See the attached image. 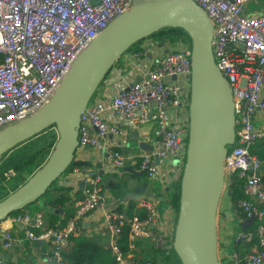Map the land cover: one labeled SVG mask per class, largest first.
<instances>
[{
  "label": "built area",
  "instance_id": "2783aa9c",
  "mask_svg": "<svg viewBox=\"0 0 264 264\" xmlns=\"http://www.w3.org/2000/svg\"><path fill=\"white\" fill-rule=\"evenodd\" d=\"M194 1L210 18L215 61L230 84L234 102L236 136L223 163L225 186L229 188L236 177L244 180L246 198L240 199L238 206L245 219L254 217L257 223L253 230L239 233L236 244L257 235L261 246L246 256L234 250L228 264L243 260L245 264H264L263 160L252 153V148L264 140V126L255 119L257 113L264 114V11L246 15L244 0ZM132 6L133 0H0V130L19 123L49 103L80 53ZM140 41L141 50L130 51L129 46L121 54L127 66H138L137 61L159 44L153 37L137 43ZM164 45L168 46L165 53L140 67L139 79L129 82L134 71L126 74L122 81L127 86L113 94L98 86L81 114L77 151L99 148L114 168L126 165V156L108 141L111 135L123 134L121 127L106 120L109 112L133 129L155 123L156 146L136 156L139 169L150 179L162 173L164 167L165 173L182 172L190 136L192 43L178 38ZM74 172H78V167ZM5 174L10 177L14 171ZM83 184L84 196L76 200L75 214L62 227L36 233L34 228L45 225V211H23L8 217L22 225L27 238H49L52 249L46 256L55 264H68L63 250L69 237L80 230L87 213L104 206L103 175L85 173ZM139 206L146 210L142 220L137 216L128 218L117 208L105 211L117 264H154L122 251L117 239L126 223H130L131 248L142 236L149 237L160 249L172 246L174 225L170 236L158 231L154 228L159 220L154 201L144 197ZM4 237V245L12 247L16 240L12 233L6 231ZM218 259L223 264L219 251Z\"/></svg>",
  "mask_w": 264,
  "mask_h": 264
},
{
  "label": "water",
  "instance_id": "95a60500",
  "mask_svg": "<svg viewBox=\"0 0 264 264\" xmlns=\"http://www.w3.org/2000/svg\"><path fill=\"white\" fill-rule=\"evenodd\" d=\"M166 26L182 28L192 43L190 136L173 247L182 264H219L217 211L225 187L224 159L236 136L235 110L230 84L215 61L210 18L194 0H133L131 9L80 53L49 103L0 130V156L53 124L59 132L46 163L0 200V223L38 200L73 162L81 114L117 58ZM253 223L254 217L244 219L243 231Z\"/></svg>",
  "mask_w": 264,
  "mask_h": 264
},
{
  "label": "crops",
  "instance_id": "0c3cea01",
  "mask_svg": "<svg viewBox=\"0 0 264 264\" xmlns=\"http://www.w3.org/2000/svg\"><path fill=\"white\" fill-rule=\"evenodd\" d=\"M264 11V0H244V13L246 15H255ZM142 42H144L142 40ZM141 41L135 45H131L130 51L141 50ZM168 49V46L159 42L158 46L152 52L147 53L141 60L137 61L138 66L133 67L134 64H125L122 57H120L110 68L100 82V89H105L113 94L121 87L127 86V83L122 81V77L129 75L134 71V75L128 78V81L139 79L140 67L151 64L156 55H162ZM264 94V91H263ZM106 120L109 123L116 124L123 130L120 136H109L108 141L115 145L126 156V165L122 168L116 169L112 165L110 158L104 154L99 148L85 147L80 148L76 152L75 159L84 163L83 167L75 166L70 169L59 183L68 186V194L74 199L77 196L84 195L83 178L85 173L103 175L104 184V206L98 207L87 213L80 224V230L74 234L75 237H87L97 244L111 248L112 236L109 229V224L105 217V211L108 208L121 207L124 212L132 203L136 207L139 206L140 199L149 197L154 201L159 212V220L157 226L158 231L166 233L168 236L172 233L176 216L170 202L173 188L179 173L173 171L165 173L162 165V173L155 178L150 179L144 172L139 169L136 156L139 153L153 149L157 143L155 135L156 125L153 122H148L138 128H131L128 124L122 121L119 117L112 113H106ZM256 123L264 126V114L259 112L256 114ZM264 152V146H263ZM3 161V159H2ZM0 161V162H2ZM78 167V172H74V168ZM118 183V187L112 188L111 183ZM262 184L264 185V159L262 169ZM229 189L224 190V196L218 205L217 211V238L218 251L223 264H228L234 250H236V238L239 233L243 232L241 223L245 218L239 216V211L232 200ZM79 200V199H78ZM42 202H38L28 210L31 213L45 211V225L43 228H34V231H41L50 228V223L46 217V209L41 207ZM76 207V202H75ZM125 213V212H124ZM58 224V222H57ZM256 222L248 227L247 232L254 229ZM9 231L16 239L12 247L4 245V233ZM145 237V236H142ZM140 238V237H138ZM149 238V237H148ZM72 246V241L68 239L64 250H69ZM259 246L250 245L239 246V251L242 255H248L250 252L256 250ZM261 247V246H260ZM52 249V242L47 237H41L37 240H32L26 237L25 231L21 224H16L10 221L9 218L0 223V259L1 264H55L47 258V252ZM244 260L239 264H244ZM231 264V263H230Z\"/></svg>",
  "mask_w": 264,
  "mask_h": 264
},
{
  "label": "trees",
  "instance_id": "16d2710c",
  "mask_svg": "<svg viewBox=\"0 0 264 264\" xmlns=\"http://www.w3.org/2000/svg\"><path fill=\"white\" fill-rule=\"evenodd\" d=\"M159 42L166 44L169 41H173L178 38H182L184 41L191 43L190 36L180 27H162L149 35ZM137 42L133 43L135 45ZM55 127V129H54ZM59 137V132L55 124L45 128L43 131L36 135L29 137L17 145L9 149L3 155V161L0 164V200L7 197L10 193L18 189L24 184L39 168H41L48 160L55 143ZM264 140L258 142L253 148L252 153L259 156L262 160L264 159L263 152ZM186 157L184 159V162ZM75 166L83 167L84 163L78 159L73 160L69 167L62 173L61 176L66 174L70 169ZM13 170L14 175L8 177L5 172ZM60 176V177H61ZM181 176L182 172L178 174L175 186L173 188V194L171 195L170 202L172 204L176 221L174 227H176L177 217L179 213L180 195H181ZM59 177V178H60ZM56 179L46 192L35 202L28 204L21 210H17L11 213L14 214L26 211L32 205L42 202L41 206L36 209L39 210L41 207L46 209V217L50 223V228L62 227L67 221L75 214V202L78 199L83 198L84 195L77 196L75 199L68 194L69 189L66 185H61ZM244 180L236 177L229 185V193L238 208V213L241 218H245V213L238 206L240 199L246 198L243 189ZM112 188L118 187V183H111ZM104 188V184H103ZM118 209L122 210L121 207ZM128 218L137 216L140 220L146 217V210L142 207H136L132 203L124 211ZM58 222V224H57ZM130 223H126L122 227V231L118 236L117 242L122 251L125 254L132 253L135 258H139L143 261H152L154 264H182V261L174 250L173 241L174 236L170 239L172 246L167 249H160L156 247L150 238L140 237L134 241V248L130 247L129 240ZM41 231H36L39 233ZM69 240L72 241V246L69 250H63L64 260L68 264H117L114 255L112 254L111 248H105L93 240L79 236L75 237L71 235ZM249 247L250 245L259 246V238L254 235L250 240L237 244V250L239 246ZM241 252V251H240ZM242 253V252H241ZM242 262V261H241ZM245 264V262H244Z\"/></svg>",
  "mask_w": 264,
  "mask_h": 264
},
{
  "label": "rangeland",
  "instance_id": "374dc122",
  "mask_svg": "<svg viewBox=\"0 0 264 264\" xmlns=\"http://www.w3.org/2000/svg\"><path fill=\"white\" fill-rule=\"evenodd\" d=\"M54 129H55V127H54ZM3 156H4L3 154L0 156V161H2ZM1 163H2V162H0V164H1ZM64 175H65V174H64ZM64 175L61 176V177L59 178L58 182L62 180V178L64 177ZM225 189H226V186L224 187V190H225ZM224 190H223V191H224ZM224 193H225V192H223V194H224ZM223 194H222V196H224Z\"/></svg>",
  "mask_w": 264,
  "mask_h": 264
},
{
  "label": "flooded vegetation",
  "instance_id": "af4514ba",
  "mask_svg": "<svg viewBox=\"0 0 264 264\" xmlns=\"http://www.w3.org/2000/svg\"><path fill=\"white\" fill-rule=\"evenodd\" d=\"M147 37H151V36H147ZM163 44V43H162Z\"/></svg>",
  "mask_w": 264,
  "mask_h": 264
}]
</instances>
